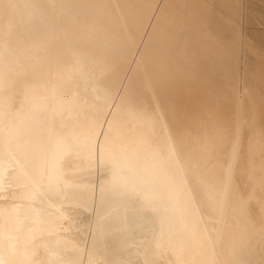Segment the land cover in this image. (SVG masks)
<instances>
[{
	"label": "bare ground",
	"instance_id": "6f19581e",
	"mask_svg": "<svg viewBox=\"0 0 264 264\" xmlns=\"http://www.w3.org/2000/svg\"><path fill=\"white\" fill-rule=\"evenodd\" d=\"M0 264H264V0H0Z\"/></svg>",
	"mask_w": 264,
	"mask_h": 264
}]
</instances>
